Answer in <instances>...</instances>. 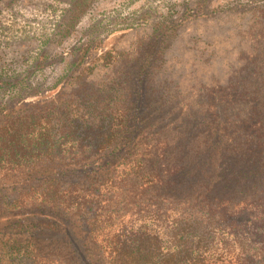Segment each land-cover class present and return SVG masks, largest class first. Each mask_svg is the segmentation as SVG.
I'll return each instance as SVG.
<instances>
[{"label":"trees","instance_id":"obj_1","mask_svg":"<svg viewBox=\"0 0 264 264\" xmlns=\"http://www.w3.org/2000/svg\"><path fill=\"white\" fill-rule=\"evenodd\" d=\"M263 60L212 93L196 144L145 121L144 69L76 97L73 67L55 92L0 78V264H264Z\"/></svg>","mask_w":264,"mask_h":264},{"label":"rangeland","instance_id":"obj_2","mask_svg":"<svg viewBox=\"0 0 264 264\" xmlns=\"http://www.w3.org/2000/svg\"><path fill=\"white\" fill-rule=\"evenodd\" d=\"M263 54L264 0H0L2 81L30 77L46 90L64 70L74 68L72 80L85 69L80 83L65 87L76 97L83 81L97 89L116 77L136 80L144 69L145 121L152 114L178 142L203 140L201 118L221 108L212 93L254 79ZM35 62L40 68L32 71ZM124 85V94H135L134 82ZM7 90L0 91L2 106L13 103Z\"/></svg>","mask_w":264,"mask_h":264}]
</instances>
